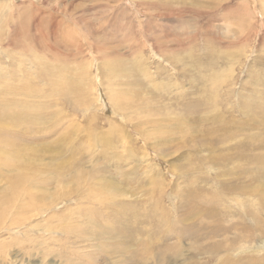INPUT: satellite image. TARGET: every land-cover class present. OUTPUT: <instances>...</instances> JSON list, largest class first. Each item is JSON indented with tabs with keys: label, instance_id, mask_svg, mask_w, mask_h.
Wrapping results in <instances>:
<instances>
[{
	"label": "rangeland",
	"instance_id": "1",
	"mask_svg": "<svg viewBox=\"0 0 264 264\" xmlns=\"http://www.w3.org/2000/svg\"><path fill=\"white\" fill-rule=\"evenodd\" d=\"M0 82V264L264 258V0H0Z\"/></svg>",
	"mask_w": 264,
	"mask_h": 264
},
{
	"label": "bare ground",
	"instance_id": "2",
	"mask_svg": "<svg viewBox=\"0 0 264 264\" xmlns=\"http://www.w3.org/2000/svg\"><path fill=\"white\" fill-rule=\"evenodd\" d=\"M165 4V3H164ZM169 4V3H168ZM166 44V43H165ZM172 48V47H171ZM173 49V48H172ZM38 55V54H37ZM36 58V57H35ZM38 59V58H37ZM51 59V58H50ZM50 72V70H48ZM52 73V72H51ZM51 80V78L49 79ZM1 83V82H0ZM4 86V85H2ZM3 88V87H2ZM1 86H0V99L3 97V90H2ZM9 94V93H8ZM11 96H18V95H23L25 94V89H19L16 92H11L10 93ZM8 100V99H7ZM11 103V102H10ZM10 103L6 100L3 101V106H1L0 110H1V114H0V121L2 120L3 123H5V125L1 126L0 125V133L1 135H8L9 138H18V141L20 142H16L15 144H13L11 142V145L14 146V148H16L17 150H20V152L24 153V156H37L36 153L32 152V148H33V143H28V140L24 139V137L22 136H17L16 131L15 132L16 136H13V134L11 133L10 128H14L12 127L13 123L17 121H28L30 123V121L32 120V117L34 118L33 121H35V116H31L34 115L33 113L28 114L26 113L25 110H23V108H20L18 111L13 110V108H10ZM1 104V103H0ZM18 105V104H17ZM19 108V107H18ZM5 119V120H4ZM2 123V122H1ZM19 123V122H18ZM22 123V122H21ZM28 124V123H27ZM32 124V123H31ZM26 126V125H25ZM17 128V127H16ZM13 130V129H12ZM16 130V129H15ZM221 136V135H220ZM31 138V137H30ZM25 141V143H24ZM1 141H0V145H1ZM239 143V142H238ZM108 145H106L107 147ZM7 147V146H6ZM12 148V147H11ZM15 153V151H13V154ZM8 154L7 153H0V175L1 178L3 180H5L6 185L4 187V189H2L4 191V195L2 196L3 200L10 202L11 201V196H9L8 194V190H12L13 187L17 186V182L16 179L14 177V172L15 169L17 167V162H15L13 159L8 158ZM12 157V156H11ZM23 162L28 161V159H23ZM211 172V171H210ZM2 188V187H1ZM41 193H43V191H41ZM193 193V192H192ZM191 193V194H192ZM193 195V194H192ZM188 196V195H187ZM190 196V195H189ZM218 202L220 201L219 199H216ZM232 201L231 203L233 204V202H235L234 200H230ZM240 201V200H239ZM192 202V201H191ZM217 202V203H218ZM211 203V202H210ZM216 203V204H217ZM206 204V203H205ZM244 204V203H243ZM206 206V205H205ZM249 206V205H248ZM244 207V206H243ZM208 208V207H206ZM245 208V207H244ZM204 209V208H203ZM211 210V208H210ZM224 210V209H223ZM243 212V211H242ZM264 213V211H263ZM246 215V214H245ZM221 244L218 243L217 245L213 246L215 247L217 250H219L221 248ZM199 247V245H198ZM198 247H193V249H197ZM263 260V261H262ZM261 261H256V260H252L249 261V264H264V258Z\"/></svg>",
	"mask_w": 264,
	"mask_h": 264
}]
</instances>
